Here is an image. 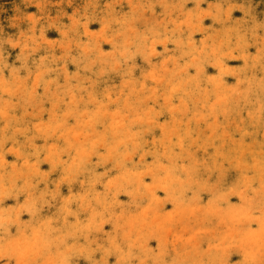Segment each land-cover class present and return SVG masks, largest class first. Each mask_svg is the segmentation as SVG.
I'll return each instance as SVG.
<instances>
[{
	"label": "bare ground",
	"instance_id": "1",
	"mask_svg": "<svg viewBox=\"0 0 264 264\" xmlns=\"http://www.w3.org/2000/svg\"><path fill=\"white\" fill-rule=\"evenodd\" d=\"M239 1L240 0H233L235 3ZM260 1L261 0L241 1V13H247V15L255 14L264 22V6L259 5ZM124 2L127 6L135 4L133 0H124ZM111 3L112 1H110V4ZM136 3L138 2L136 1ZM161 3L160 0V4ZM150 4L147 5V7H149ZM169 4L171 5L172 3ZM176 4H178V2ZM198 4L199 3H197V5ZM102 5H105V3ZM172 5L176 7L174 3ZM135 6L136 4L134 5V9L132 6L129 7L130 10L133 9L135 11L137 9ZM166 6V8H168V5ZM181 6L179 7L181 8ZM109 7L108 5V8ZM139 7L142 8V6ZM173 9L175 10V8ZM170 10H168V14ZM229 10L227 13H229ZM104 11H106V8ZM91 12H93V10ZM141 12L143 13L144 11ZM149 13H151L150 10L148 14ZM150 15H153V13ZM115 16L113 17L115 18ZM138 16L140 17L141 15ZM191 17H196L198 20V11L196 14L191 15ZM203 17H201V19ZM215 17L217 20V16ZM215 17L212 18L214 19ZM145 18L146 17H143L142 19ZM25 19L29 20L28 22H32L33 20V18L28 15ZM76 19L77 17L73 13V17H71L70 20L72 25L68 27V29L71 28L69 30L73 32L72 34L75 36L74 44L70 45L69 43H64V45H62L63 37L60 38L58 35L61 32L56 34L53 32L52 35L43 33L40 41L38 39L37 41L35 40L32 45H22L23 47L17 48L19 52V57L17 56V59H20L19 61L22 60V62H18L16 58L13 59L12 56L8 54V50L0 46V154H4L3 159L7 161L6 167L0 165V184L6 182L7 187L5 190H15L14 196L12 195L10 198L5 199L3 205L8 208L18 207V201L19 204L24 203L25 193H30L32 198L36 201V206L39 211L35 216H30L27 212L23 213L21 221L22 224L27 225L30 233H38L39 255H41L40 261L43 262V264L47 261L54 262L63 260L66 255H71L72 258L76 259L79 264H81V255H78L80 249H78V253L73 252L75 248H72L71 252H69V250L61 244V241L64 240L71 242L74 247L77 246V248L80 247L83 249L84 255L89 251L93 252V249L96 250L99 248L96 247L95 249L96 242L102 243L105 249L112 250L113 254L110 255V259L112 258L110 264H115L116 260L119 258H128L127 254L129 250H131L134 254L135 264H139V260L145 258L143 251L145 253L146 251L150 252L158 245L153 246L152 240L155 238L152 239L150 237H154L153 233L159 228H156L157 226L155 227L153 223L156 230H152V234H150V232L147 233V230L151 231L150 228H146L147 230L145 231L147 232H144L143 229L156 220L159 225L163 223L162 220H158L160 217H157V219L154 217L156 220H153L154 218L151 220L150 217L147 218L145 216L146 212L149 211L148 213L151 215L154 209H158V201H153L150 197V193L155 191L160 200H163L164 196L168 195L171 200L175 202L174 204L168 203L164 205L163 212H158V210H156V212L154 210L155 213L153 212V215L161 213L164 216H169L171 212H173L170 217L171 221L164 220L165 223L171 222L172 224L174 222L173 220L177 217L174 212L182 213L186 218L192 213L195 214L196 212H192L193 209L190 207V205H193L190 204L191 201L197 203L195 205H198V208L203 210L200 218L202 222L203 220L206 222L208 218L214 220L212 219L214 215L217 216L220 214V216H222L217 220L216 226L214 225L216 230L214 229L211 231V235H221V238L215 236V238H218L220 241H210L200 246L197 241L198 238L202 241V238H195L196 245L202 247L201 251L199 250L201 254L197 252L198 250H193V252L196 251L197 256L194 252L195 256L192 255L194 257L189 259L188 264H200V262L204 261V254L208 252L209 259L206 261L217 259L218 248H222L225 241L222 240V236L228 238V240L237 238L240 242L241 232H238V228L240 227L237 228L238 230H235L233 228L235 225H233L234 223L232 224V220L235 221V215L239 219L243 216V213H238L229 207V205L240 204L236 198H231L227 204H225V202L222 204V202L218 201L224 200V197L227 196L229 192V188L238 187V185H242L240 188H243L245 185L248 187L249 193L247 192V196L249 200L252 201L248 203V205L254 203L257 197H262V194H264V189H262V180H264V167H262V164H264V122L261 121V107L264 105V83H262V78H264V66L261 65L257 55L258 45H264V39H262L263 36H261L259 24L255 21L244 30H239L237 26L230 29H226L227 27L221 28L219 29L221 31H216L217 34L215 33L214 35L213 33L211 35L209 32L208 38L212 44H215V49L210 51L211 53L213 52V58L210 60L205 59L201 62L195 59V52L191 50L187 42L193 41V44H200V46H202L204 43L203 37L199 39L197 35L206 32L204 29L205 26L203 28L199 25L200 23L189 25L185 22L187 27L185 28L186 30L181 28L183 29L182 31L179 28L181 25H177L182 19L180 21L170 22L168 18L170 23H164L163 27L160 29L157 27L158 30L154 27L157 30L154 34L157 35L158 39L160 37L162 42L170 47L171 54L169 55L172 56L169 59H162L157 63L152 61L150 62V67L149 65L147 67L146 64L148 61L146 57L143 56L145 53L144 51L141 55H132L135 60L134 62H132L131 57H129L130 51L126 54L128 52L127 49H129L128 44L133 41H131V39L135 38L134 32L133 38L129 33L127 34V38L122 39L118 47H114L113 45L115 42L110 41V36L112 35L108 33L109 29L105 26V21L103 22L100 20L98 21L99 24L101 22L103 23L94 28V30H87L86 20H84L85 22H80ZM108 19L109 17H107V22ZM150 19L151 18H147V20ZM220 20L222 21V18H220ZM121 21L123 22L124 20ZM188 21L189 20H187V22ZM193 21H195V19ZM227 21L229 20L227 19ZM136 22L137 24L139 23L138 21ZM153 22L155 21L153 20ZM124 23L126 22H123V24ZM131 23L128 24L130 25ZM34 24L35 23L28 28V30L32 31L33 35L34 29L31 27H33ZM51 24L50 25L54 28L53 22ZM134 24L133 27H135ZM3 26H7V24H3ZM121 27L123 28V26ZM149 27H151V23ZM56 29H58V27ZM130 31L132 32V30ZM23 32L25 33V30ZM142 32L144 34L147 33L145 29ZM227 32H229L230 37L233 35V40L230 38L228 39L229 36L226 37L225 40H217L220 38V35ZM24 33L21 31L20 35ZM64 33H67V31ZM32 34L31 36H33ZM149 34L151 35V32ZM64 36H67V34ZM189 37L191 38L189 39ZM65 38L68 39V37ZM137 38H139V35ZM9 40L11 39L9 38ZM9 40L7 37L5 42H9ZM31 40L32 39L28 41ZM143 40H145V38ZM41 41L48 46L44 52L36 49L37 42ZM73 41L71 40V42ZM154 41L155 40H153V42ZM224 41L225 43L223 44ZM11 42L12 41H10V43ZM26 42L27 40L25 42L22 41L24 44H26ZM134 42L135 41L132 43L134 44ZM137 43L138 42H136V44ZM157 43L160 42H156V44ZM29 44H31V42ZM50 44H52L54 48H51ZM101 44H103V47L100 46ZM8 45L10 46L9 43ZM110 45L112 47H110ZM206 45H204V47H206ZM141 46H143V44H141ZM44 47L45 46L42 48ZM208 47L207 45V48ZM138 50L139 49H137V54L139 53ZM167 51L169 50L167 49ZM208 51L209 50H207V53ZM65 56H69L70 60H67L66 63H64V61L60 63L59 60ZM135 56H137V58ZM142 57L144 59H142ZM232 57L236 58L233 59ZM75 58L78 62L80 61L83 64L74 67L73 63H75V61H73V59ZM172 59H174L173 63L171 61ZM246 59L247 66L245 65ZM86 60H88V63H86ZM71 61H73V63ZM78 62H76V64ZM131 62L133 64H130ZM159 63H161V65H159ZM137 67L139 68L136 70ZM22 68H24V70L26 69V71H22ZM198 69L201 70L199 75H197ZM110 71H112L113 74L116 72V74H118L117 78L121 80L114 82V79H112L110 81ZM84 76L87 80L83 79ZM107 78L109 83H103ZM85 83L88 84V87L85 86ZM37 95H44L43 97L47 96L50 101L48 110L51 107L53 110L48 111L45 109L44 112L42 109L39 112L30 110L31 104L36 106ZM63 100L67 105L64 107V110L62 109L63 112L55 111L57 110L58 102ZM249 117L252 119L254 118L253 120H255V122H249L247 120ZM65 121H67V123H65ZM69 125L71 126L67 127ZM207 141L208 143L211 142V144L215 142L216 145H213L214 149L206 148L209 147V145L205 146L208 144ZM124 144H127L131 148L129 154H131L132 151L137 155L140 153L143 155V160L131 159L134 153L129 157V160L131 159L130 161L128 160L126 162L123 160V153L126 152V148L123 146ZM112 147L116 149V155H112L113 157L111 154L114 150L110 154ZM218 152H220L221 155H218ZM222 152L225 155L222 154ZM18 153L22 154V158H20L19 161ZM191 153H193V158L196 157V160H192L190 164L185 163L184 160L191 157ZM244 153L248 154L244 155ZM222 155L223 157L221 158ZM25 160L29 162L31 168L23 167L21 169V167H19L24 166ZM17 161L19 166L14 172L12 166L17 164ZM153 161L170 165L175 175L167 176L164 180L157 179L154 188L146 189L139 184V174L145 172L149 167L157 171ZM113 162H115V164H113ZM38 163H43V168L36 171ZM197 164L200 165L201 168L199 173L196 175H188L189 172L185 173L186 170L184 171V168L186 165H192L191 168L197 169ZM21 170H23L24 176L21 178L18 187L13 186V175H19ZM176 175H179L183 182L177 180ZM210 178L219 184L220 189L219 194H217L219 198L216 197L217 199L214 195H210ZM61 179L64 181L63 184ZM25 180L27 181L26 185L24 184ZM146 183H152L151 175L146 178ZM212 188L216 189V187ZM164 189H167V191L165 192ZM129 193H132V195H129ZM69 198L72 205L71 215H69L63 207ZM210 200L211 204L209 203ZM258 201L256 202L258 203ZM106 204H110V211L108 212L111 219L108 222V226L101 229L104 221L107 223V220H103V223L100 221V224L98 223V216H103L106 209L109 210ZM216 205H221L218 209L220 212L213 211V206ZM154 206H156V208ZM160 206L162 207V205ZM245 207L248 208L250 206L246 204ZM92 209H96V214L93 213ZM147 209H151L152 211H146ZM129 211H137V214L130 217L128 216ZM259 211H261V209ZM148 213L146 215H148ZM173 215L176 216H174L175 218L173 217L174 219L172 218ZM203 215L205 216L202 219ZM66 217L68 223L65 222ZM181 218L183 217L180 216L179 219ZM193 218L191 217L192 222ZM179 219L176 220L179 222ZM224 219L230 220L232 226L228 227V225L226 228L225 221H223ZM180 222H175L178 224V227L181 224ZM202 222L199 224H202ZM245 222H247V219L243 223L244 226ZM166 224L167 225H162L163 230L160 229L161 232L159 230V233L158 231L156 232L165 235L166 232L164 229L167 231L170 227L169 225H171L170 223ZM99 225H101V227ZM164 225L167 227L164 228ZM190 225L189 227L191 228L193 225ZM150 226L152 227V224ZM256 226L258 227L259 225L257 224ZM173 227V231H175L176 226L172 225V228ZM186 227L183 229H187ZM170 230L172 229L169 228V232H171ZM188 230L190 231L189 228ZM240 230L242 229L240 228ZM189 231H185L183 234H189ZM203 231L205 230L203 229ZM197 232L199 233V231ZM135 234L136 236H134ZM167 234L169 235V233ZM160 235L156 236L155 233L156 238H160ZM204 235H202L203 238ZM180 236V240L184 243L192 240V238H190V240L187 238L181 239ZM162 238L163 237H161L160 240ZM167 240L168 239H166V241ZM173 240L174 238H172L171 241ZM228 240L226 239V241ZM237 240L235 239V241ZM113 241H116L120 245L121 251L119 253H117V250L113 247ZM207 241L209 240L207 239ZM179 242H177V244ZM195 242L193 243L192 241L193 244H195ZM202 242H204V240ZM0 243H3V241H0ZM145 243L147 244L146 248L143 247ZM254 244H256L257 248L258 246L260 247L259 240L257 242L255 238H252L249 243V248L252 250L250 252L256 255L259 254L260 250L257 251V249H254ZM196 245L194 246L196 247ZM187 247H189V245H187ZM180 248H182V246ZM163 249V251H165V248ZM175 249L176 247L174 250ZM103 251L105 254V250ZM253 251L256 252L254 253ZM96 252L100 254L99 250H96ZM162 253L160 254L162 255ZM190 253L189 250V255L192 254ZM147 254L148 253L145 255ZM150 255L154 258L153 264L157 263L158 259L155 261V254L153 253ZM185 255L187 254L184 251H181V253L179 252V254L176 255L178 256L176 261H181L182 263V259H184L183 257ZM159 257L161 256L159 255ZM257 257L259 259L261 258L258 255ZM242 258V256L237 254L233 257V260L235 261ZM185 259L187 262L188 258L186 257ZM171 261L173 263L172 259ZM186 262L184 260V264ZM82 264H87V260L83 258Z\"/></svg>",
	"mask_w": 264,
	"mask_h": 264
},
{
	"label": "rangeland",
	"instance_id": "2",
	"mask_svg": "<svg viewBox=\"0 0 264 264\" xmlns=\"http://www.w3.org/2000/svg\"><path fill=\"white\" fill-rule=\"evenodd\" d=\"M87 0H0V46H2V47H5L6 48V50H8L7 52H8V54H10V56H12V58L13 59H15L16 58V60L18 61V62H22V60L21 61H19L20 59H17L18 57H19V52H18V50H17V48H21V47H23L24 45L26 46H29V45H32L33 43H34V41L36 40H38L39 39V41L41 40V35L43 34V33H45L46 35H52V33L54 32V34H56V33H58V32H61V33H59L58 35H59V37L60 38H62V45H64V43H69L70 45L71 44H74V42H75V36L72 34L73 32H70V30L69 29H71V28H69L68 29V27L70 26L71 27V17H73V13L76 15V17H77V21H80V22H83L84 20H86V26H87V30H94V28H96L97 26H99L101 23H103L104 21V24H105V26H107V28L109 29L108 30V33L110 34V35H112V36H110V41L112 42H115V44L113 45L114 47H118V45L120 44V42L122 41V39L123 38H127V34H129L130 33V36L133 38V32L136 34H134V39H131V41L133 40V41H135L134 42V44L131 42H129L130 44H128V48L129 49H127V53L126 54H128L129 53V51H130V55H129V57H131V61L132 62H134L135 60L133 59V56L132 55H141V54H143V51L145 52L144 53V57H146V60L148 61L147 62V64H146V66L148 67V65H149V67H150V62H154V63H157V62H160L162 59H165V58H167V59H169L172 55H169V54H171V49H170V47L169 46H167L166 44H164L163 42H162V40H161V38L159 37V39L157 38V35L156 34H154L155 33V31H157L158 30V28L160 29V28H162L163 27V24L164 23H170V22H174V21H180L181 19V21L179 22V24H177L178 26H180L179 28H180V30H182L183 31V29L184 30H186L185 28L187 27L186 26V24L188 23L189 25L190 24H192V25H196V24H199L200 26H202L203 28H204V26H205V30H206V32L205 33H199L198 35H197V37L199 38V39H201L202 37V39H203V41H204V43H203V45L202 46H200V44H193V41L191 42V41H189V42H187L189 45H190V48H191V50L193 51L194 50V52H195V59H198V60H200L201 62L203 61V60H205V59H208V60H210V59H212L213 58V52L211 53L210 51H212V50H214L215 49V44L213 43H211L210 42V39L208 38V35H209V32L211 33V35H212V33H213V35L216 33L217 34V32L216 31H218V32H220L221 30H219V29H221V28H226V29H230V28H234L235 26H237L238 27V29L239 30H244V29H246L247 27H249V26H251L255 21L260 25L261 23H264L262 20H260V18L258 17V16H256L255 14H252V15H247V13H241V5H240V2L241 1H243V0H240L239 2H233V0H203L204 2H206V3H204L202 0H197V1H194V0H185V3H184V0H165V1H163V0H161V2L163 3H161L160 4V0H140V1H138V0H133V3H135L136 4V6H135V8H137L135 11L133 10L134 9V5L135 4H132L131 6H132V10H130V8L129 7H131V6H127L126 4H125V2H124V0H89V1H87ZM106 1V2H105ZM110 1H112V3L110 4ZM119 1V2H118ZM136 1L138 2V3H136ZM158 1H159V3H158ZM198 1H200V2H198ZM202 1V2H201ZM218 1V2H217ZM85 2V3H84ZM96 2V3H95ZM114 2H115V4H114ZM145 2V3H144ZM151 4H150V3ZM178 2V4H176ZM181 2H182V4H181ZM199 3L198 5H197V3ZM215 2V3H214ZM95 3V4H94ZM105 3V5H106V7H105V5H102V4H104ZM118 3V4H117ZM142 3V4H141ZM164 3H167V4H164ZM169 3H174L175 5H176V7H174V5H170ZM212 3V4H211ZM219 3V4H218ZM85 4V5H84ZM97 4V5H96ZM113 4H114V7H113ZM138 4V5H137ZM150 4V6H151V8H150V6L149 7H147V5H149ZM154 4V5H153ZM196 4V5H195ZM207 4H208V6H207ZM228 4V5H227ZM232 4V5H231ZM94 5H95V7H94ZM108 5L112 8H108ZM146 5V6H145ZM153 5V6H152ZM164 5H165V7H164ZM166 5H168V8H166L167 6ZM182 5V6H181ZM210 5H211V7H210ZM218 5V6H217ZM225 5H227V6H225ZM230 5V6H229ZM238 5V6H237ZM259 5L260 6H264V0H261L260 1V3H259ZM139 6H142V8H140ZM172 6H173V8H175V10L172 8ZM179 6H181V8L179 7ZM195 8H194V7ZM207 6V7H206ZM221 6V7H220ZM85 7H87V8H85ZM177 7H179V8H177ZM198 7V8H197ZM206 7V8H205ZM229 7H230V10H229ZM105 8H106V11H104L105 10ZM162 8H163V10H162ZM166 8V9H165ZM189 8H191V9H189ZM194 8V9H193ZM196 8H197V10H196ZM205 8V9H204ZM225 8V9H224ZM88 9V10H87ZM91 9V10H90ZM109 9H111V10H109ZM153 9V10H152ZM170 9H173V10H170ZM188 9V10H187ZM199 9V10H198ZM221 9V10H220ZM78 10V11H77ZM93 10V12H91ZM100 10V11H99ZM115 10V11H114ZM146 10V11H145ZM149 10L151 11V13H149L148 14V12H149ZM162 10V11H161ZM168 10H170V12H169V14H168ZM181 10H183V11H181ZM195 10V11H194ZM212 10V11H211ZM219 10V11H218ZM224 10V11H223ZM228 10H229V13H227L228 12ZM114 11V12H113ZM116 11H117V13H116ZM141 11H144L143 13L141 12ZM165 11V12H164ZM181 11V12H180ZM197 11H198V14H199V17H198V20H197V18L195 17V18H192L191 17V15H193V14H196L197 13ZM73 12V13H72ZM84 12V13H83ZM107 12H108V14H107ZM112 12V13H111ZM127 12V13H126ZM135 12V13H134ZM138 12H140V13H138ZM161 12V13H160ZM163 12V13H162ZM178 14H177V13ZM180 12V13H179ZM185 12V13H184ZM200 12V13H199ZM213 12V13H212ZM223 12H225V13H223ZM48 14V16H47V14ZM62 13H63V16H62ZM78 13H79V15H78ZM106 13V14H105ZM142 13V14H141ZM153 13V15H150V14H152ZM160 13V14H159ZM190 13V14H189ZM202 13V14H201ZM219 13V14H218ZM83 14V15H82ZM100 14H102V15H100ZM111 14V15H110ZM119 14V15H118ZM131 14V15H130ZM166 14V15H165ZM167 14H168V16H167ZM177 14V15H176ZM180 14H182V15H180ZM206 14V15H205ZM30 16V17H32L33 18V20H32V22L30 23V22H28L29 20H26L25 19V17L26 16ZM57 15V16H56ZM59 15V16H58ZM70 15V16H69ZM84 15H87V16H84ZM116 15V16H115ZM121 15H122V17H121ZM138 15H141L140 17H146L145 19H142V18H140ZM151 17H150V16ZM155 15H157V16H155ZM165 15V16H164ZM205 15V16H204ZM209 15H211V16H209ZM230 15V16H229ZM54 16V17H53ZM68 16V17H67ZM91 16V17H90ZM101 16H102V18H101ZM113 16H115V18L113 17ZM133 16V17H132ZM135 16H137V17H135ZM149 16V17H148ZM153 16V17H152ZM170 16V17H169ZM204 16V17H203ZM215 16H217V20H216V17ZM24 17V18H23ZM86 19H85V18ZM107 17H109V19H108V22H107ZM119 17V18H118ZM128 17H129V19H128ZM163 17H164V19H163ZM172 17V18H171ZM175 17V18H174ZM184 17V18H183ZM201 17H203L202 19H201ZM212 17H215L214 19L212 18V20H211V18ZM226 17V18H225ZM228 17H230V18H228ZM70 18V19H69ZM87 18H88V21H87ZM105 20H104V19ZM113 18H114V20H115V23H114V20H113ZM131 18H132V20L134 21H132L131 20ZM139 18V19H138ZM147 18L149 19V18H151L150 20H147ZM160 18V19H159ZM170 19V22L168 21L169 19ZM174 18V19H173ZM191 18H192V20H191ZM201 20H200V19ZM220 18H222V21L220 20ZM55 19V20H54ZM68 19V20H67ZM112 19V20H111ZM124 20L123 22H126V23H124L123 24V22L121 21V20ZM142 19V20H141ZM157 21H156V20ZM195 19V21H193ZM219 19V20H218ZM225 19V20H224ZM227 19L229 20V21H227ZM236 19H237V21H236ZM51 20H52V22H53V25H54V28H53V26H51L52 24V22H51ZM103 21V22H101L100 24H99V22L98 21ZM109 20H110V22H109ZM117 20H118V22H117ZM128 20H129V22H128ZM138 21L139 23L137 24V22L136 21ZM141 22H140V21ZM145 20V21H144ZM153 20L155 21V22H153ZM159 20V21H158ZM187 20H189L188 22H187ZM245 20V21H244ZM150 21V22H149ZM162 21V22H161ZM184 21V22H183ZM85 22V21H84ZM88 22V23H87ZM122 22V23H121ZM135 25V27H133V24ZM144 22V23H143ZM181 22H183L182 24H181ZM185 22H186V24H185ZM7 24V26H3V24ZM33 23H35L34 24V26L33 27H31V28H33L34 29V35L32 34V31L31 30H28V28H30V26L33 24ZM51 25H50V24ZM111 23V24H110ZM119 23H120V25H119ZM128 23H131L130 25L128 24ZM141 23V24H140ZM145 23H146V25H145ZM150 23H151V27H149V25H150ZM152 23H154V24H152ZM156 23H161V24H156ZM233 23V24H232ZM240 23V24H239ZM27 24V25H26ZM43 26H41V25ZM47 24V25H46ZM109 24V25H108ZM128 24V25H127ZM140 24V25H139ZM221 24H223V25H221ZM48 25H49V27H48ZM126 25H127V27H126ZM162 25V26H161ZM221 25V26H220ZM29 26V27H28ZM120 26V27H119ZM121 26H123V28L121 27ZM128 26H129V28H128ZM148 27V29H147V27ZM209 28H208V27ZM212 26V27H211ZM243 26V27H242ZM58 27V29H60V30H58V29H56ZM62 27H63V30H62ZM117 27H119V28H117ZM154 27H156V29L154 28ZM158 27V28H157ZM128 28V29H127ZM143 28V29H142ZM181 28H183V29H181ZM214 28V29H213ZM41 29V30H40ZM68 29V30H67ZM111 29V30H110ZM114 29V30H113ZM146 30L147 31V33L146 34H144L142 31L143 30ZM217 29V30H216ZM25 30V33L23 32ZM58 30V31H57ZM119 30V31H118ZM120 30H122V31H120ZM129 30V31H128ZM130 30H132V32L130 31ZM134 30V31H133ZM137 30V31H136ZM211 30V31H210ZM214 30V31H213ZM21 31H22V33H24L23 35H20L21 34ZM38 31H40V32H38ZM67 31V33H64V32H66ZM116 31V32H115ZM126 31H127V33H126ZM20 32V33H19ZM111 32V33H110ZM115 34H114V33ZM140 32V33H139ZM142 32V33H141ZM151 32V35L149 34ZM29 33H31L33 36H31V34H29ZM91 33V32H90ZM119 33H120V35H119ZM19 34V35H18ZM65 34H67V36H64ZM148 34H149V37H148V39H147V36H148ZM153 34V35H152ZM177 34V33H176ZM179 34V33H178ZM204 34H206V35H204ZM261 36H263V38H264V29L263 28H261ZM40 35V36H39ZM61 35H63V36H61ZM119 35V36H118ZM138 35H139V38H137L138 37ZM210 35V36H211ZM222 35H223V37H222ZM222 35H220L219 37V39H217L218 41L219 40H225V38L226 37H228V39L230 38L231 40H233L232 39V37H233V35L230 37V34H229V32H227V33H225V34H222ZM18 36V37H17ZM26 36V37H25ZM114 36V37H113ZM179 36V35H178ZM209 36V37H210ZM7 37H8V40H9V38L11 39V40H9V42L7 41V42H5L6 40H7ZM18 39H17V38ZM25 38V40H24V38ZM27 37H29L30 39H32L31 41H28V40H30L29 38H27ZM32 37V38H31ZM58 37V36H57ZM58 37V38H59ZM65 37H68V39H66ZM112 37H113V39H112ZM156 37V38H155ZM222 37V38H221ZM23 38V39H22ZM27 38V39H26ZM36 38V39H35ZM120 38V39H119ZM145 38V40H143ZM151 38V39H150ZM73 41V42H71V40ZM136 39H139V40H136ZM141 39V40H140ZM206 41H205V40ZM208 39V40H207ZM3 40V41H2ZM27 40V42H26V44H24V43H22V41L23 42H25ZM119 40V41H118ZM143 40V41H142ZM147 40H149V41H147ZM153 40H155L154 42H153ZM216 40V41H217ZM10 41H15V42H17L16 44H18V46L17 47H14L13 48V46L11 45V43H10ZM33 41V42H32ZM69 41V42H68ZM140 41H141V43H140ZM148 42V44H147V42ZM4 42H5V44H4ZM31 42V44H29ZM136 42H138L137 44H136ZM156 42H160V43H157L156 44ZM182 42H184V41H182ZM191 42V43H190ZM7 43V44H6ZM8 43L10 44V46L8 45ZM225 43V41L223 42V44ZM38 44H40V45H38ZM53 44V43H52ZM52 44H50V47L52 48L53 46H52ZM132 44V45H131ZM141 44H143V46H141ZM156 44V45H155ZM191 44H193V45H191ZM209 46L208 48H207V45ZM23 45V46H22ZM112 45V44H111ZM110 45V47H112ZM146 45V46H145ZM198 45V46H197ZM204 45H206V47H204ZM40 46V47H39ZM43 46H45L44 48H42ZM101 47H103V44H101L100 45ZM105 46H108V45H105ZM104 46V47H105ZM131 46H133V47H131ZM155 46V47H154ZM213 46V47H212ZM37 48L36 49H39L41 52H44L47 48H48V46H47V44H44L42 41L41 42H37V46H36ZM49 47V48H50ZM147 47V48H146ZM155 49V52L153 51V48ZM197 47V48H196ZM54 48V47H53ZM133 48V49H132ZM146 48V49H145ZM152 48V49H151ZM194 48H196V49H194ZM201 48H202V50H201ZM110 49H112V48H110ZM137 49H139L138 50V54H137ZM145 49V50H144ZM149 49H150V51H149ZM167 49L169 50V51H167ZM136 52H135V51ZM141 50H142V52H141ZM166 50V51H165ZM207 50H209L208 51V53H207ZM122 51V50H121ZM133 51V52H132ZM161 51V52H160ZM164 51V52H163ZM202 51V52H201ZM151 52H153V53H151ZM136 53V54H135ZM163 53V54H162ZM166 53V54H165ZM152 54V55H151ZM153 54H154V56H153ZM158 54V55H157ZM201 56H200V55ZM151 55V56H150ZM161 55H162V57H161ZM197 55V56H196ZM18 56V57H17ZM128 56V55H127ZM149 56V57H148ZM200 56V57H199ZM209 56V57H208ZM211 56V57H210ZM128 57V58H129ZM136 58H137V56H135ZM148 58V59H147ZM65 59V60H64ZM142 59H144L143 57H142ZM61 60V61H60ZM59 60V62L60 63H62L63 61H64V63H66L67 62V60H70V57L68 56H65L64 58H61ZM173 60L174 59H172L171 61H172V63H173ZM73 61H75V63H73ZM73 61H71L72 63H73V66L74 67H77L79 64H83V63H81L80 61L78 62L77 61V59L75 58V59H73ZM76 62H78L77 64H76ZM130 63V64H133V63ZM86 63H88V60H86ZM76 64V65H75ZM159 65H161V63H159ZM20 67V66H19ZM139 67H137L136 68V70L138 69ZM22 71H26V69L24 70V68H22L21 69ZM113 71V70H112ZM112 71H110V81L112 80V79H114V82H116V81H118V80H121V79H119V78H117L118 77V74H116V72L113 74L112 73ZM260 75V74H259ZM99 78H100V75H99ZM83 79H86V77L84 76L83 77ZM83 79H82V81H83ZM87 80V79H86ZM103 83H109V81H108V78H107V80H105ZM85 86H87L88 87V84L87 83H85ZM44 95H37V98H36V106H33L32 104H31V106H30V110H34L35 112H39L41 109L43 110V112H44V110L46 109V110H48V106L50 107V101H49V98H47V96L46 97H43ZM40 97V98H39ZM45 99V100H44ZM31 101H33V100H31ZM43 102V103H42ZM47 102V103H46ZM41 104V105H40ZM64 104V105H63ZM59 105V106H58ZM58 105H57V110H55V111H59V112H63V110H64V107L65 106H67L66 105V102L63 100V101H59L58 102ZM61 106H63V107H61ZM36 108V109H35ZM44 108V109H43ZM63 109V110H62ZM53 110V108L51 107L48 111H52ZM43 114H45V113H43ZM249 118H251V117H249ZM247 119L249 122H252V123H254L255 122V120H253L252 118V120L251 119ZM251 120V121H250ZM70 122H72V121H70ZM71 125H69V126H67V127H70ZM213 142V141H212ZM207 143H208V141H207ZM101 144V143H100ZM209 145V147H206L207 149H214L213 147V145H216L215 144V142H213L212 144H211V142L210 143H208V144H206L205 146H208ZM124 146V148H126V152L125 153H123V157H122V159L123 160H125L126 162L129 160V157H131V154L132 153H134L133 155H132V157H131V159H137V160H139V159H142L143 160V155H141L140 153L138 154L139 155V157H138V155L135 153V152H133L132 151V153L131 154H129L130 152H131V148L127 145V144H124L123 145ZM211 146V147H210ZM113 150H114V152H113ZM113 152V153H112ZM112 153V154H111ZM110 154H111V156L113 155V156H115L116 155V149L115 148H113L112 147V149H111V151H110ZM192 154L193 153H191V157H189L188 159H186V160H184L185 161V163H191L192 162V160H196V157H192ZM218 155H221L220 154V152H218L217 153ZM222 154H224L223 152H222ZM248 153H244V155H247ZM225 155V154H224ZM112 156V157H113ZM126 156H127V159H126ZM141 156H142V158H141ZM223 157V155L221 156V158ZM130 159V160H131ZM129 160V161H130ZM43 161V160H42ZM187 161V162H186ZM112 162V161H111ZM105 163V162H104ZM113 164H115V162H113ZM192 166V165H191ZM191 166L190 165H188L187 166V168H189V170H186L185 168H184V171H185V173H187V172H189L188 173V175H196L197 173H199V171L201 170V168H200V165H198L197 164V166H196V168L197 169H195V168H191ZM38 169H42L43 168V163H38L37 164V166H36ZM195 169V170H194ZM194 171H197V172H194ZM191 173V174H190ZM61 181H63V179H61ZM212 182V183H211ZM64 183V181L62 182V184ZM216 185V186H215ZM237 186V185H236ZM242 185H238V187H231V188H229L228 189V194H227V196H225L224 197V200L222 201V200H220V201H218V202H222V204H224V202H225V204H227L228 203V201L231 199V198H236V200L238 201V202H240L241 203V200H240V197H239V192L240 191H243L245 188V190L243 191L244 193H245V198H247V199H245V205L247 204V206H250V207H248L249 209H251V211H252V213L254 214V216H256V217H259L260 215L259 214H261V211H259L261 208V199H259V198H262L261 196H259V197H257V199L259 200H257V199H255L253 202L254 203H252V204H249L248 205V203H250V202H252V201H250L249 200V198H248V193H249V189H248V187H246V185L243 187V188H240ZM210 189L212 190V192H211V190H210V195H214L215 196V198L217 197V198H219V195H217V194H219V189H220V187H219V184L217 183V182H215L212 178H210ZM212 187H216V189H214V188H212ZM241 189H243V190H241ZM5 190V189H4ZM215 190V191H214ZM231 190H232V192H231ZM7 191V190H6ZM214 191V192H213ZM236 192L237 193V195H232L231 193H233V192ZM7 192H9V193H11V195L10 196H14V192H15V190H13V189H10V190H8ZM248 192V193H247ZM10 196H9V198H10ZM235 196H237V197H235ZM229 199H228V198ZM216 198V199H217ZM225 199H226V201H225ZM228 199V200H227ZM240 200V201H239ZM247 201V202H246ZM256 201H258V203L256 202ZM259 203H260V206H259ZM158 205H157V208L158 209H156V210H158V212H161L160 211V208H163L164 207V205H166V204H162V207L160 206L161 204H159V202L157 203ZM190 204H193V205H190V207L193 209L192 210V212H196L195 214H196V216H195V214L194 213H192L193 215H194V218H193V215L192 214H190V216L189 217H187L186 218V216L185 215H183L182 213H177V212H174L175 214H176V216L178 217H176L175 215H173L172 216V218L175 216L176 217V219L178 220L179 218H180V216L181 217H183V218H181V219H179V222L181 223L180 225H179V227L181 228H179L177 225V223H179L176 219H172L174 222L171 224V222H166V223H170L171 225H169L170 227V229H172V230H170L171 232H169V228L167 229V231L164 229V231L166 232V234L164 235L163 233H160V234H163V235H160V234H158L159 233V231H160V229H162L163 230V228H162V225L163 224H165V225H167L166 223H165V221L164 220H166V221H171V219H170V217H171V214L173 213V212H171V214L169 215V216H164V215H162L161 213H158V215L156 214H154L153 215V212H154V210L152 211L151 209H147L146 211H148V210H151L152 211V213H151V215L148 213V212H146V211H144V212H146V214L148 213V215H150V216H148V215H146L145 214V216L147 217V218H151V220L155 217L156 219H157V217L159 218L160 217V219H158V220H162L163 221V223H162V225H161V223H160V225L159 224H157V220L154 218L153 220H156V221H154V222H151V224H152V227L149 225H147L146 227H145V229H143V231L144 232H147V233H149L150 232V234H152L153 233V231L154 230H156L155 229V227L156 228H159V229H157L156 231H158V233L155 231L154 233H153V235H154V238L155 239H153L152 240V244H153V246H156L157 244V247H154V249L152 250L153 251V253L155 254V261L157 260L158 262V264H163V261H166L167 262V264H171L172 263V261H171V259L173 260V263L172 264H179V263H181V261L179 262V261H176L177 259V257L178 256H176V255H178L179 254V252L181 253V251H184L187 255H185L183 258L184 259H182V263L184 264V260H185V262H186V257L188 258V260H187V262L185 263V264H188V261H189V259L190 258H192V257H194L195 256V254H194V252L196 253V251H194L193 252V250H198L197 252H199L200 253V251H201V249H202V247H200V246H202L203 245V243H207V242H210V241H220V240H218V238H215V236H219V235H211V231H213L214 229L216 230V228L214 227V225L216 226V224H217V220L220 218V217H222V216H220V214H218L217 216L216 215H214V216H212L213 218L212 219H214V220H210L209 218L206 220V222H205V220H203V222L200 220V218H201V216H202V213H203V210L201 209L200 210V208H198V205L196 206L195 204H197V203H193L192 201L190 202ZM219 204H221V203H219ZM107 206L106 207H109L110 206V204L108 205V204H106ZM196 206V207H195ZM219 206V205H218ZM217 205L216 206H213L214 207V209H213V211L214 212H220L218 209L220 208V206L218 207ZM253 206H254V208H253ZM155 208H156V206H154ZM217 207V208H216ZM259 209H258V208ZM216 208V209H215ZM253 208V209H252ZM156 210H155V212H156ZM200 210V211H199ZM108 211H110V207H109V210L108 209H106V211H105V213H104V217L102 216V215H99L98 216V219H99V221H98V223H100L101 224V222L103 223V220H107V223H106V221H104V223H103V225H102V227H101V225H99L100 227H101V229H103L105 226H108V222L110 221V219H111V216L109 215V212ZM150 211V212H151ZM197 211H199V212H197ZM260 213H259V212ZM154 212V213H155ZM115 213V212H114ZM128 216H130V217H133V216H135L136 214H137V211H133V212H131V211H129L128 212ZM144 214V213H143ZM161 214V215H160ZM178 214V215H177ZM179 214H180V216H179ZM23 215V214H22ZM21 215V217H20V220H22V216ZM106 215V216H105ZM109 215V216H108ZM153 215V216H152ZM197 215H199V216H197ZM257 215H259V216H257ZM204 216L205 215H203V217H202V219L204 218ZM169 217V218H168ZM191 217L193 218L192 220H193V222L191 221ZM243 217V218H242ZM240 219L235 215L234 216V218H235V221H233L232 220V224L233 225H235V226H233V228L236 230L238 227H240L241 229H243L244 228V221H246V217H244V216H242ZM107 218V219H106ZM166 218V219H165ZM169 219V220H168ZM244 220V221H243ZM101 221V222H100ZM210 221H211V223H210ZM212 221H213V223H212ZM223 221H225L224 223H225V227L227 228V226L228 227H230V226H232V224H231V221L230 220H228V219H224ZM22 222V221H21ZM161 222V221H160ZM175 222H177V223H175ZM186 222H187V227H186ZM189 222H192V223H189ZM202 222V224H199V223H201ZM242 222V223H241ZM153 223H154V225H155V227H154V225H153ZM159 223V222H158ZM204 223V224H203ZM209 223H210V226H209ZM247 222H245V224H246ZM107 224V225H106ZM157 224V225H156ZM185 224V225H184ZM193 225V226H191V225ZM231 224V225H230ZM238 224V225H237ZM241 224H243L242 226H240ZM164 225V226H165ZM172 225L173 226H176L175 228V231H173V229H174V227L172 228ZM189 225L191 226V228L189 227ZM194 225H195V227H194ZM211 225H212V227H211ZM236 225H237V227H236ZM160 226H161V228H160ZM203 228H202V227ZM208 226V227H207ZM150 228L151 229V231L150 230H147L148 228ZM167 226H165L164 228H166ZM187 228V229H183V228ZM201 227V228H200ZM207 227V228H206ZM210 227V228H209ZM236 227V228H235ZM147 228V229H146ZM153 228V229H152ZM179 228V229H178ZM188 228L190 229V231L188 230ZM195 228V229H194ZM240 228H238L237 230H238V232H241V230H240ZM178 229V230H177ZM203 229L205 230V231H203ZM145 230H147V231H145ZM153 230V231H152ZM181 230V231H180ZM206 230H207V232H206ZM173 231V232H172ZM179 231V232H178ZM185 231H189V234L187 233V234H183V233H185ZM197 231H199V233L197 232ZM161 232V231H160ZM164 232V233H165ZM178 232V233H177ZM203 232H204V234H205V232H206V234L209 232L210 233V235H209V233L206 235H204L203 234ZM155 233H156V236H159L160 235V238L161 237H163L161 240H160V238L159 237H155ZM167 233H169V235L167 234ZM176 233H177V235H176ZM197 233V234H196ZM182 234H183V236H182ZM194 234H195V236H194ZM152 235V236H153ZM173 235V236H172ZM181 235V236H180ZM201 235V236H200ZM202 235H204V238H206V239H204L203 238V236ZM134 236H136V234L134 235ZM133 236V237H134ZM179 236L181 237V239H184V238H187V239H189L190 240V238H192V240H190L189 242H187V243H184V242H182L181 240H180V238H179ZM186 236V237H185ZM207 236H209V237H207ZM168 237V238H167ZM198 237H200V239L203 241L204 240V242H202V241H200L199 240V238ZM220 238H221V235L219 236ZM158 238H159V240H158ZM172 238H174V242L173 241H171L172 240ZM195 238H198V241L197 242H199V245L200 246H198V245H196V242H195ZM166 239H168L167 241H166ZM207 239L209 240V241H207ZM226 239L228 240V238H224L223 236H222V240H225L226 241ZM236 240H237V238H235ZM235 239L233 238V239H230V240H228V241H224V244L225 245H228V244H230V243H232V241H233V243L232 244H239L238 242V240L237 241H235ZM158 240V241H157ZM255 240L258 242V239L257 238H255ZM157 241V242H156ZM180 241V242H179ZM192 241H193V243L195 242V244H193L192 243ZM206 241V242H205ZM230 241V242H229ZM164 242H166V243H164ZM177 242H179L178 244H177ZM168 243V244H167ZM177 244V246H176V244ZM102 245V246H100V245ZM163 245L162 247H160L161 245ZM193 244V245H192ZM198 244V243H197ZM223 244V243H222ZM224 244L222 245V247L224 246ZM96 245V246H95ZM95 249H96V247H99V248H101V249H99V248H97L96 250L98 251L99 250V252H100V254L98 253V252H96V250H94L93 249V252L92 251H89L87 254H85L86 256L89 254V253H92V256L94 257V259H102L103 257H105V255H106V252H105V254H104V251L103 250H105V248H104V245L102 244V243H95ZM180 245V246H179ZM185 245H186V248H188L189 250H190V252L192 253H190L191 255H189V250L188 249H186L185 248ZM187 245H189V247H187ZM193 247H192V246ZM194 245H196V247L194 246ZM255 246H256V244H254ZM253 245V246H254ZM79 246V245H78ZM165 246H167V247H165ZM175 246L176 247V249L174 250V248L173 247ZM182 246V248H180ZM254 246V249H257V251H259L260 250V247L258 246V248H257V246L255 247ZM159 247V248H158ZM177 247H179V248H177ZM73 248H75V251H74V249H73V252H77L78 253V249H80L81 250V248L80 247H78L77 248V246H75V247H73ZM163 248H165V251H163L164 249ZM167 248V249H166ZM196 248V249H195ZM198 248V249H197ZM163 251V253H162V251ZM170 249V250H169ZM182 249V250H181ZM186 251H185V250ZM158 250H160V251H158ZM167 250V251H166ZM200 250V251H199ZM249 250L250 251H252L250 248H249ZM102 251H103V253H102ZM152 251H150V252H147L146 251V253H148L147 255H145L146 253L143 251V254H144V257L145 258H142V259H144L145 261H151L152 262V264H153V260H154V258H152L153 256H151L150 254H153L152 253ZM157 253H156V252ZM175 251V252H174ZM176 251H177V253H176ZM188 251V252H187ZM158 252H159V255L161 256V257H159V255H158ZM208 252V251H207ZM254 253L256 252V251H253ZM160 253H162V255L160 254ZM165 253V254H164ZM167 253V254H166ZM209 253V252H208ZM208 253H205L204 254V256H203V260L204 261H206L207 259H209V254ZM156 254H157V256H156ZM173 254H174V258H173ZM201 254V253H200ZM208 254V255H207ZM261 251H259V254H252V256L258 261L259 260V258L257 257V255L259 256V257H261ZM85 255H83V256H85ZM103 257H102V256ZM164 255V256H163ZM192 255H194V256H192ZM207 257H206V256ZM83 256H80V259H81V261H80V263L82 264V262H83V258L85 259V257H83ZM101 256V257H100ZM149 256H151V257H149ZM171 256V257H170ZM191 256V257H190ZM196 256H197V253H196ZM256 256V257H255ZM100 257V258H99ZM147 257V258H146ZM149 257V258H148ZM159 257V258H158ZM170 258V259H169ZM39 259H41V255H39ZM107 259L109 260V262H111V260H112V258L110 259V255L107 257ZM149 259V260H148ZM161 259V260H160ZM160 260V261H159ZM163 260V261H162ZM154 261V262H155ZM171 261V262H170ZM175 262V263H174ZM157 263H154V264H157ZM181 263V264H182ZM41 264H43V262H41ZM45 264V263H44Z\"/></svg>",
	"mask_w": 264,
	"mask_h": 264
},
{
	"label": "snow or ice",
	"instance_id": "3",
	"mask_svg": "<svg viewBox=\"0 0 264 264\" xmlns=\"http://www.w3.org/2000/svg\"><path fill=\"white\" fill-rule=\"evenodd\" d=\"M183 23V22H181ZM260 28H264V23L259 25ZM191 37H189L190 39ZM264 39V38H262ZM12 46L17 47L15 41H12ZM153 51L155 49L153 48ZM258 58L262 66H264V45H258ZM235 59L236 57H232ZM245 65L247 66V59L245 60ZM201 70L198 69L197 75ZM262 83H264V78H262ZM261 121L264 122V105L261 107ZM67 123V121H65ZM183 146V145H181ZM4 154H0V165L7 166V161L3 159ZM22 158V154L18 153V161ZM17 164L13 165V170L19 166ZM54 162V157H53ZM157 171H154L152 167H149L145 172H141L139 174V184L146 189H151L155 187V183L157 179L164 180L167 176L175 175L173 169L170 165L164 164L162 162L153 161ZM21 169L23 167L31 168V165L27 160L24 161V166H19ZM264 167V164H262ZM186 170H188L187 165L185 166ZM36 171H39L37 168ZM151 175L152 183H146V178ZM24 176L23 170L20 171L19 175H13V186H19V182L21 178ZM177 180H181L182 178L179 175H176ZM24 184H27V181H24ZM7 183L0 184V264H41L39 259L40 248L38 247V233L28 231L27 225L22 224L20 217L23 213L27 212L30 216H35L39 211L36 206V201L32 198L30 193H25L24 203L19 204L18 207L8 208L3 205V201L8 199L11 193L7 192L6 189ZM262 189H264V180H262ZM166 192L167 189H164ZM119 194V193H117ZM232 195H237L234 191L231 193ZM132 195V193H129ZM241 203L238 205H229L230 209L243 213V216L247 218V223L244 228L241 230L240 242L239 244H228L224 245L222 248H218V257L213 261H202L200 264H264V194H262L261 199V214L259 217L254 216L251 209L246 208L245 201V193L241 191L239 193ZM150 197L153 201H158L159 204H168L175 203L171 200L170 196L165 195L163 200H160L157 197L156 192L152 191L150 193ZM211 204V200L209 201ZM69 215L72 214V205L71 200L69 198L63 206ZM93 213L96 214V209H92ZM160 211L163 212L164 209L160 208ZM174 211V209H173ZM243 218V217H242ZM65 222L68 223L67 217L65 218ZM31 223V222H30ZM259 225L258 227L256 225ZM154 238V237H150ZM252 238H258L260 243V251L261 258L257 261L249 250V243ZM113 247L117 250V253L121 251L120 245L113 241ZM61 244L71 252V249L74 247L71 242L64 240L61 241ZM143 247H147L145 243ZM106 255L102 259H94L92 254L89 253L85 256L87 260V264H110L107 256L112 255L111 249H105ZM239 254L242 256V259L233 260V257ZM78 255L83 256L84 250L81 249ZM128 258H119L116 260L115 264H135L134 254L131 250H129L127 254ZM45 264H79V262L72 258L71 255H66L63 260L59 261H47ZM139 264H152L151 261H145L144 259L139 260ZM163 264H167V262H163Z\"/></svg>",
	"mask_w": 264,
	"mask_h": 264
}]
</instances>
